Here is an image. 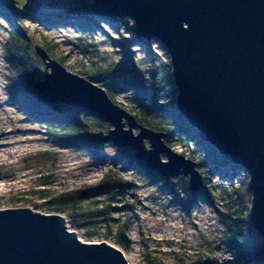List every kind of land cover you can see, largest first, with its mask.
I'll list each match as a JSON object with an SVG mask.
<instances>
[{"label":"rangeland","instance_id":"1","mask_svg":"<svg viewBox=\"0 0 264 264\" xmlns=\"http://www.w3.org/2000/svg\"><path fill=\"white\" fill-rule=\"evenodd\" d=\"M4 1L33 11L35 17H51L73 12L92 0ZM33 15L14 18L0 12V209L29 207L43 213L61 214L67 228L76 231L81 241H105L122 250L129 264H200L201 261L236 264L224 222L228 212H248L242 208L238 193L240 190L248 194L251 200L245 168L229 164L227 158L196 140L192 131L173 132L170 146L196 161L204 178L203 188L195 192L197 198L186 207L176 199H181L185 190H189L188 175L170 178L149 175L143 163L135 159L133 147L115 146L110 141L96 139L102 156L54 141L45 124L22 110L6 89L4 42L11 30L18 29L30 40V67L36 79L49 71L35 52L36 44L46 43L52 57L86 78L91 73L95 77L91 80L98 79L95 83L122 107L129 109L137 104L135 92L130 88L134 80L144 87L145 97L170 103L177 109V90L165 45L158 39L147 40L135 35L130 27L134 21L128 17L120 20L95 16L91 22L80 23L71 16L69 21L43 24L32 18ZM98 69L106 72L104 75L92 72ZM52 104L65 114L81 118L86 115L85 110L60 101ZM108 128H91L90 132L100 136ZM134 131L138 132V128L134 127ZM144 144L149 147L148 140ZM45 150L55 154L46 161H33L37 153ZM222 162L228 165L220 166ZM109 174L135 183L111 218H96L88 211L92 201L103 195L78 200L77 210L83 214L76 215L72 208L59 212L54 204L45 203L46 199L30 192L40 188L52 191L92 188ZM122 234L127 240L119 241Z\"/></svg>","mask_w":264,"mask_h":264},{"label":"water","instance_id":"2","mask_svg":"<svg viewBox=\"0 0 264 264\" xmlns=\"http://www.w3.org/2000/svg\"><path fill=\"white\" fill-rule=\"evenodd\" d=\"M83 11L131 18L135 35L165 45L177 109L203 142L247 170L250 223L264 238V0H92ZM35 52L49 69L34 85L41 103L98 114L111 125L101 141L133 147L165 178L188 175L191 192L203 188L197 162L168 145L166 132L139 123L102 86L67 69L42 45ZM0 264L129 263L105 241H81L61 214L14 207L0 209Z\"/></svg>","mask_w":264,"mask_h":264},{"label":"trees","instance_id":"3","mask_svg":"<svg viewBox=\"0 0 264 264\" xmlns=\"http://www.w3.org/2000/svg\"><path fill=\"white\" fill-rule=\"evenodd\" d=\"M0 12L5 16L11 15L14 18L34 14L31 10L17 8L4 0H0ZM71 16L75 17V22L85 23L93 21L96 15L83 11V7L81 6L78 9H74L73 12H66L62 15L51 17H35L33 15L32 18L37 19L43 24H50L54 22L69 21L68 18ZM42 45L50 53L49 45L46 43H43ZM31 50V43L26 35L21 34L18 29L10 31L9 36L4 42V52L7 60L6 89L9 91L10 95L16 100L22 110L45 124L48 135L54 141L84 150L94 156H102L98 150L97 143H95L96 139L98 140L97 142H101V140L99 139V136L90 132V129L108 128L109 123L106 119L91 111L85 110L86 115L81 118L57 110L55 104L48 105L41 103L37 99L34 87L35 82L38 79H36L34 71L30 67ZM92 72L104 75L103 73L106 72V70L98 69ZM92 76L93 75L90 73V78L88 79L91 80V78H95ZM96 81L99 80L97 79ZM96 81L94 80L93 82ZM130 88L135 92L137 104L127 110L135 116L139 123L156 131L168 133L167 138H165L168 145L172 146L173 132H180L182 130L192 131L195 134V139L202 141L198 131L190 127L185 116L170 103L158 102L155 99L145 97L143 92L144 87H142L140 82L133 80ZM114 102L116 101L114 100ZM205 144L210 149L215 150L218 156L227 158L229 164H233L227 155L221 154L216 148L208 143ZM53 154H55V152L52 150L42 151L33 157V161L49 160ZM132 159L134 160V158ZM135 159L143 163L149 175L155 173L157 176H161L158 171L150 168L145 161L140 160L138 157ZM213 159L220 162L217 157ZM222 163H220V166L228 165V162ZM237 167L239 166H236V168ZM134 186L135 183L132 180H126L115 174H109L104 176L98 184L92 188L87 187V189L81 188L79 190L70 191H52L50 189L40 188L30 192H33L38 198L46 199L44 200L45 203L54 204V208L59 212L65 211L67 208H72L73 213L75 212L76 215L83 214L79 213L77 210L80 206L78 200L103 195L101 199H95L92 201L93 206H90L88 211L96 218H111L112 213L120 208L118 204L124 203L127 193ZM240 192L241 191L239 190L238 193L242 202V208L248 210V212L240 210L238 212L224 213V223L227 227V234L230 240L229 246L235 253L236 264H264V238L250 223L249 206L251 200L248 198V194L246 196V193ZM173 194L177 197L174 188ZM181 196L183 199L178 198L176 201L179 204L188 207L191 205L192 201L197 198L198 193L186 189L185 196ZM77 204L79 205L78 207ZM120 239L121 241L127 240L123 234L120 235L119 241ZM205 262L207 261H201L200 264H205Z\"/></svg>","mask_w":264,"mask_h":264},{"label":"bare ground","instance_id":"4","mask_svg":"<svg viewBox=\"0 0 264 264\" xmlns=\"http://www.w3.org/2000/svg\"><path fill=\"white\" fill-rule=\"evenodd\" d=\"M24 140V139H23Z\"/></svg>","mask_w":264,"mask_h":264}]
</instances>
